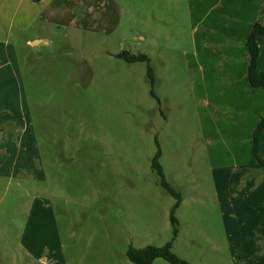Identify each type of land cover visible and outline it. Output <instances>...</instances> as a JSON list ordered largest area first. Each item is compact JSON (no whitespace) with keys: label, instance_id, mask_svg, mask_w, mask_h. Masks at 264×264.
Returning a JSON list of instances; mask_svg holds the SVG:
<instances>
[{"label":"rangeland","instance_id":"374dc122","mask_svg":"<svg viewBox=\"0 0 264 264\" xmlns=\"http://www.w3.org/2000/svg\"><path fill=\"white\" fill-rule=\"evenodd\" d=\"M199 1L0 0V264H134L131 245L171 241L159 150L183 196L172 251L256 262L253 179L204 140L215 108L199 82L223 49L202 42Z\"/></svg>","mask_w":264,"mask_h":264},{"label":"crops","instance_id":"0c3cea01","mask_svg":"<svg viewBox=\"0 0 264 264\" xmlns=\"http://www.w3.org/2000/svg\"><path fill=\"white\" fill-rule=\"evenodd\" d=\"M194 10L207 24L202 42L215 36L223 49L218 60L209 59L214 66L208 69L211 81L204 74L199 82L200 94L215 108L207 110L205 143L216 147L213 157L218 162L225 153L239 162L236 171H240L241 179H253L249 185L256 190L255 204L262 210L264 168L255 158L253 147L257 127L264 119V87L250 84L248 39L256 24L264 26V0H200ZM257 40L261 48L258 69L264 72V34ZM223 146L228 150H220ZM258 147L264 156V130L259 134ZM253 242L257 244L258 240ZM254 250L256 262L250 260L248 264H264V241Z\"/></svg>","mask_w":264,"mask_h":264},{"label":"trees","instance_id":"16d2710c","mask_svg":"<svg viewBox=\"0 0 264 264\" xmlns=\"http://www.w3.org/2000/svg\"><path fill=\"white\" fill-rule=\"evenodd\" d=\"M263 34H264V26H262L261 24H256L248 39V47L250 51L248 74H249L250 84L253 87H264V72H261L258 69V61L261 55V48L257 40L258 37ZM120 56L127 59L130 62L150 60L148 55L145 53H140L136 55V54H130L129 52H124ZM148 76L152 84L154 85L155 75L151 67H149ZM263 130H264V119L259 123L257 127L255 133V139H254V147H253L255 158L264 168V156L260 153L258 147L259 134ZM161 155L162 152L161 150H159L153 159L152 168L160 176L161 178L160 183L163 186V188H165L171 195H173L176 198V203L172 209L171 217H170L171 224L173 227L174 238L163 246L148 245L146 247H136L134 245H131L127 251V256L134 264H154L156 259L158 258H164L167 261H169L171 264H190L187 260L176 255L172 251L173 241L179 233V221L175 214H176V210L180 207L182 203L183 196L181 192L175 189L171 185V183L166 179L165 171L160 161Z\"/></svg>","mask_w":264,"mask_h":264}]
</instances>
